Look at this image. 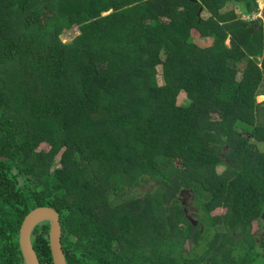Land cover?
I'll return each instance as SVG.
<instances>
[{"label": "trees", "instance_id": "trees-1", "mask_svg": "<svg viewBox=\"0 0 264 264\" xmlns=\"http://www.w3.org/2000/svg\"><path fill=\"white\" fill-rule=\"evenodd\" d=\"M262 2L0 0V264H264Z\"/></svg>", "mask_w": 264, "mask_h": 264}, {"label": "water", "instance_id": "water-1", "mask_svg": "<svg viewBox=\"0 0 264 264\" xmlns=\"http://www.w3.org/2000/svg\"><path fill=\"white\" fill-rule=\"evenodd\" d=\"M0 159H7L1 158ZM50 221L49 240L54 264H68L62 244V225L59 212L52 206L41 205L32 209L24 218L20 228L19 243L26 264H41L33 246L32 235L42 221Z\"/></svg>", "mask_w": 264, "mask_h": 264}, {"label": "rangeland", "instance_id": "rangeland-1", "mask_svg": "<svg viewBox=\"0 0 264 264\" xmlns=\"http://www.w3.org/2000/svg\"><path fill=\"white\" fill-rule=\"evenodd\" d=\"M264 4V2H262ZM227 10H236L239 14H241V16L245 19H257V18H264V12H260V13H255L254 15H251L253 17H251L250 15H246V14H243L242 11V7H239V6H236V5H233V3L229 4V6L227 7L226 11ZM107 14V13H106ZM104 14V15H106ZM204 17L205 18H208L209 17V14L206 12L204 13ZM80 33L78 27H75L73 28L72 30L66 32L64 35H63V41L64 42H70L71 40H73L78 34ZM197 42L201 45V46H211L212 45V39H200V40H197ZM230 44V41L228 42ZM158 71H159V74H158V82L159 84H163L164 81H163V78H162V69L159 67L158 68ZM263 90V88H262ZM259 102H264V95L260 96L259 99H258ZM179 104H185L187 103V98H186V95L185 93H181L180 97H179V101H178ZM260 120L263 121L264 119H262L260 117ZM264 122V121H263ZM42 148H45V149H48V146L46 144H43L41 145ZM65 149H63L61 151V153L57 156L56 158V163L58 166L59 165V161H60V158H61V155L63 153ZM223 168H220L219 171H222ZM147 187L146 186H143V188H140L141 190H145ZM191 209L193 210V206L191 205ZM259 264V263H257Z\"/></svg>", "mask_w": 264, "mask_h": 264}]
</instances>
